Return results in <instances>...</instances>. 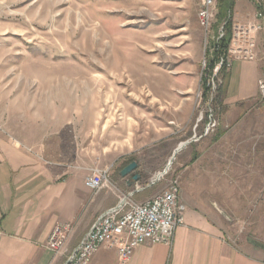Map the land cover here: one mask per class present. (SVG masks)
Returning a JSON list of instances; mask_svg holds the SVG:
<instances>
[{
    "label": "rangeland",
    "instance_id": "1",
    "mask_svg": "<svg viewBox=\"0 0 264 264\" xmlns=\"http://www.w3.org/2000/svg\"><path fill=\"white\" fill-rule=\"evenodd\" d=\"M233 2L216 0L207 38L198 18L204 0H0V128L44 158L68 159L90 172L111 174L113 162L127 165L123 174L132 185L126 191L136 184L146 187L163 173L148 191L159 193L178 178L183 194L192 196L193 184L184 186L179 173L184 150L170 166L169 161L180 144L189 141L186 148L199 141L192 138L204 133L211 109L217 128L224 125L227 109L219 97L229 68L219 71L212 95L208 80L215 67L205 68L204 61L214 56L225 23L231 34ZM239 126L245 133L236 135L237 142L245 141L263 162L258 167L252 160L256 180L243 176L239 164H247V151L244 158L236 147L217 169L220 177L234 173L205 187L223 196V208L217 206L235 244L264 257L259 197L264 99L259 94Z\"/></svg>",
    "mask_w": 264,
    "mask_h": 264
},
{
    "label": "crops",
    "instance_id": "2",
    "mask_svg": "<svg viewBox=\"0 0 264 264\" xmlns=\"http://www.w3.org/2000/svg\"><path fill=\"white\" fill-rule=\"evenodd\" d=\"M255 13L252 2L234 0L236 20H252ZM258 45L264 54V31L258 34ZM263 73L262 60H236L225 72L219 97L227 109L222 117L224 125L194 146L182 148L179 173L184 186L191 183L194 190L191 196L183 194L181 187L180 198L187 205L185 223L177 229L171 244L146 241L126 264H264V257L240 248L230 238L221 210L223 196L218 189L208 193L205 187L208 182L226 181L234 173L232 170L220 177L217 169L236 147L244 152V158L247 151V164L245 160L239 164L243 176L247 175V182L256 180L251 163L255 158L258 167L263 165L260 154L254 157L245 141L237 142L236 135L245 133L239 124L259 94L258 80ZM30 147L0 128V264H62L97 217L130 192L126 187L132 183L123 174L127 165L113 162L109 165L110 186L94 192L85 184L90 167L68 159L44 158ZM133 179L139 181L137 176ZM155 194L144 189L136 192L134 199L144 201ZM259 197L260 225H264V193ZM59 222H74L75 230L64 251L56 254L47 241ZM90 264H119V252L116 247H102Z\"/></svg>",
    "mask_w": 264,
    "mask_h": 264
},
{
    "label": "built area",
    "instance_id": "3",
    "mask_svg": "<svg viewBox=\"0 0 264 264\" xmlns=\"http://www.w3.org/2000/svg\"><path fill=\"white\" fill-rule=\"evenodd\" d=\"M247 1L252 2L256 7L254 18L242 22L234 19L230 14L228 21L232 29L228 45L225 48L221 46L222 40L227 37L225 23L220 28L215 46L211 50L214 56L210 60L205 58V68L210 67L212 61L215 67L211 80H208L212 95L218 88L216 76L223 68H230L236 60L264 61V54L260 53L258 45V34L264 31V0ZM216 14V0H204L198 18L207 38L211 36ZM258 93L264 99V73L258 80ZM213 111V109L209 111L210 119L204 133L200 136L195 133L192 140H200L217 128ZM163 176V173L157 175L146 187L137 186L135 190L120 196L116 205L97 217L62 264H90L95 253L102 247H116L119 252V264H126L135 249L146 241L171 244L177 229L185 223L187 211V205L180 198L181 181L172 178L161 192L144 201H136L133 198L136 192L156 184ZM85 184L94 192L109 187L110 170L94 169L87 176ZM74 230V222L55 224L48 237V247L56 254L61 253Z\"/></svg>",
    "mask_w": 264,
    "mask_h": 264
},
{
    "label": "water",
    "instance_id": "4",
    "mask_svg": "<svg viewBox=\"0 0 264 264\" xmlns=\"http://www.w3.org/2000/svg\"><path fill=\"white\" fill-rule=\"evenodd\" d=\"M188 143H190V142H189V141L184 142V143L180 144V145L175 149L174 154H173V156L171 157V159H170V161H169V166H170V164H172V162H173V160H174V158H175V155H176L179 151H181L182 148H183L186 144H188ZM169 166H168V167H169ZM168 167L166 168V170L164 171V173L167 172ZM123 173H124V172H123Z\"/></svg>",
    "mask_w": 264,
    "mask_h": 264
},
{
    "label": "trees",
    "instance_id": "5",
    "mask_svg": "<svg viewBox=\"0 0 264 264\" xmlns=\"http://www.w3.org/2000/svg\"><path fill=\"white\" fill-rule=\"evenodd\" d=\"M226 28H227L228 33H227V37L222 40V43H221L222 48H225L228 45V42L230 39L229 24L226 25ZM213 66H214V62L212 61L211 67H213Z\"/></svg>",
    "mask_w": 264,
    "mask_h": 264
},
{
    "label": "bare ground",
    "instance_id": "6",
    "mask_svg": "<svg viewBox=\"0 0 264 264\" xmlns=\"http://www.w3.org/2000/svg\"><path fill=\"white\" fill-rule=\"evenodd\" d=\"M88 30V29H87ZM132 71V70H131ZM145 77V76H144ZM148 77V76H147ZM133 78V77H132ZM149 78V77H148ZM158 175H159V173H158Z\"/></svg>",
    "mask_w": 264,
    "mask_h": 264
}]
</instances>
